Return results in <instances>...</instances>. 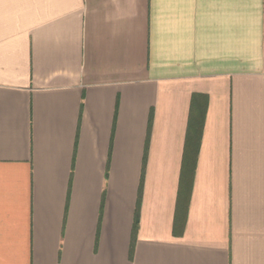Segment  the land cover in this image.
Listing matches in <instances>:
<instances>
[{
    "label": "crops",
    "instance_id": "crops-1",
    "mask_svg": "<svg viewBox=\"0 0 264 264\" xmlns=\"http://www.w3.org/2000/svg\"><path fill=\"white\" fill-rule=\"evenodd\" d=\"M0 264H264V0H0Z\"/></svg>",
    "mask_w": 264,
    "mask_h": 264
},
{
    "label": "trees",
    "instance_id": "trees-1",
    "mask_svg": "<svg viewBox=\"0 0 264 264\" xmlns=\"http://www.w3.org/2000/svg\"><path fill=\"white\" fill-rule=\"evenodd\" d=\"M207 104V95L192 94L186 140L184 146L182 169L180 173V184L176 205L175 221L173 226L174 234H178L179 226L183 227L185 222L186 208L189 192L192 184V177L195 167L197 150L200 143L203 121ZM183 207V209H180ZM138 225V205L135 211L133 230Z\"/></svg>",
    "mask_w": 264,
    "mask_h": 264
}]
</instances>
